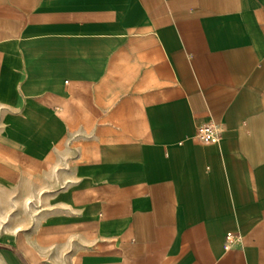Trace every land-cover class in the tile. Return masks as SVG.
<instances>
[{"label": "crops", "instance_id": "1", "mask_svg": "<svg viewBox=\"0 0 264 264\" xmlns=\"http://www.w3.org/2000/svg\"><path fill=\"white\" fill-rule=\"evenodd\" d=\"M0 264H264V0H0Z\"/></svg>", "mask_w": 264, "mask_h": 264}, {"label": "built area", "instance_id": "2", "mask_svg": "<svg viewBox=\"0 0 264 264\" xmlns=\"http://www.w3.org/2000/svg\"><path fill=\"white\" fill-rule=\"evenodd\" d=\"M221 130L213 123H203L196 128V138L203 144H215L219 142ZM233 235L227 236L229 240Z\"/></svg>", "mask_w": 264, "mask_h": 264}]
</instances>
